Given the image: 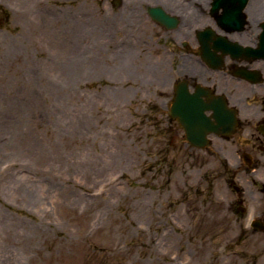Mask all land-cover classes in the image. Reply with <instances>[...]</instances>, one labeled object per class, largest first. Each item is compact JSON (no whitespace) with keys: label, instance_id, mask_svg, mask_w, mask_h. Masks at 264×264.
I'll return each instance as SVG.
<instances>
[{"label":"rangeland","instance_id":"rangeland-1","mask_svg":"<svg viewBox=\"0 0 264 264\" xmlns=\"http://www.w3.org/2000/svg\"><path fill=\"white\" fill-rule=\"evenodd\" d=\"M148 2L152 46L114 0H0V264H264L226 160L170 122Z\"/></svg>","mask_w":264,"mask_h":264},{"label":"flooded vegetation","instance_id":"flooded-vegetation-1","mask_svg":"<svg viewBox=\"0 0 264 264\" xmlns=\"http://www.w3.org/2000/svg\"><path fill=\"white\" fill-rule=\"evenodd\" d=\"M136 1L119 0V6L131 15L119 27L125 36L131 34L152 46V40L140 36L142 21ZM148 1L141 5L147 15L143 20L159 25L156 44L163 37L165 52L172 59L174 79L164 104L170 122L184 129L172 115L179 94L193 95L205 103L214 94L224 97L235 124L228 132L211 134L209 145L227 162L230 229L242 239L264 240V0ZM150 7H160L176 20L155 18ZM162 86L166 88V83ZM211 119L217 122L215 116ZM183 140L199 149L185 134Z\"/></svg>","mask_w":264,"mask_h":264},{"label":"water","instance_id":"water-1","mask_svg":"<svg viewBox=\"0 0 264 264\" xmlns=\"http://www.w3.org/2000/svg\"><path fill=\"white\" fill-rule=\"evenodd\" d=\"M150 11L157 18L168 19L167 14L161 8L151 7ZM205 51L214 58L210 48H206ZM183 96L179 95L178 97L181 98ZM178 102L172 108L173 115L179 116L185 126L187 138L197 146H205L208 143L207 134L214 131L219 132L220 130L228 131L233 125V117L227 108L226 101L222 97L217 96L210 103H204L200 98L185 103ZM205 110L213 111V115L217 118V123L211 121Z\"/></svg>","mask_w":264,"mask_h":264}]
</instances>
